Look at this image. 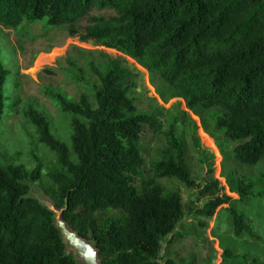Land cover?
Here are the masks:
<instances>
[{
  "label": "trees",
  "instance_id": "16d2710c",
  "mask_svg": "<svg viewBox=\"0 0 264 264\" xmlns=\"http://www.w3.org/2000/svg\"><path fill=\"white\" fill-rule=\"evenodd\" d=\"M25 24L65 27L81 43L136 60L159 74L189 109L221 110L217 130L243 143L235 149L237 161L257 166L264 160V0H0V25ZM106 57L104 71L92 65L100 82L93 100L82 95L72 102L46 93L70 118L71 148L53 134L45 116L28 111L39 142L57 158L46 176V164L35 154L33 170L0 157V264H76L66 255L55 215L26 198L29 183L40 186L58 209L68 202L64 220L98 243L102 264H177L162 262L160 254L163 243L177 237L184 204L161 181L201 187L192 179L176 131L164 133L157 118L141 115L131 98L138 73L127 61ZM9 75L0 65V123ZM145 126L165 134L169 146L164 159L151 165L149 177L141 151ZM218 185L204 186L202 194ZM252 188L240 181L239 200L251 198ZM232 202L217 198L199 213L213 217ZM231 217L237 237L256 239L235 208ZM227 256L242 259L228 250Z\"/></svg>",
  "mask_w": 264,
  "mask_h": 264
},
{
  "label": "rangeland",
  "instance_id": "374dc122",
  "mask_svg": "<svg viewBox=\"0 0 264 264\" xmlns=\"http://www.w3.org/2000/svg\"><path fill=\"white\" fill-rule=\"evenodd\" d=\"M106 55L127 61V66L138 73V87L132 91L131 98L141 115L157 118L164 133L171 129L176 131L184 144L192 179L201 187L191 189L177 179L161 181L165 191L179 193L184 204V217L174 230L177 237L172 244L168 243L172 236L163 243L161 261L264 264V160L257 166L236 160L235 149L243 143L230 141L217 130L221 110L189 109L185 99L168 87L159 74L118 51L95 43H81L71 38L65 27L51 30L42 24H25L18 29H7L0 25V65L10 73L4 89L5 115L0 123L1 159L33 170L35 154L46 164V176L56 165L57 158L39 142L37 129L27 113L33 109L45 116L53 134L71 148L70 118L46 93L61 94L72 102H78L82 95L93 100L100 82L92 65L104 71ZM144 130L141 151L149 177L151 165L164 159L169 146L165 134L148 126ZM240 181L252 185L251 198L239 200L236 190ZM215 182L219 185L211 194H202L204 186ZM224 197L234 202L218 208L213 217L199 213L210 201ZM232 208L244 216L256 239L247 234L240 238L235 235ZM115 215L122 217L121 212ZM227 250L242 259H230Z\"/></svg>",
  "mask_w": 264,
  "mask_h": 264
},
{
  "label": "water",
  "instance_id": "95a60500",
  "mask_svg": "<svg viewBox=\"0 0 264 264\" xmlns=\"http://www.w3.org/2000/svg\"><path fill=\"white\" fill-rule=\"evenodd\" d=\"M28 185L31 190L26 198L38 201L41 206L55 215V227L63 240L66 255L74 258L76 264H102L98 243L82 237L64 220V213L68 209V202L64 209H58L55 202L41 187L34 183H29Z\"/></svg>",
  "mask_w": 264,
  "mask_h": 264
}]
</instances>
